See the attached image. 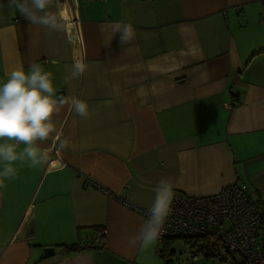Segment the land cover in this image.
Here are the masks:
<instances>
[{
  "label": "crops",
  "instance_id": "crops-1",
  "mask_svg": "<svg viewBox=\"0 0 264 264\" xmlns=\"http://www.w3.org/2000/svg\"><path fill=\"white\" fill-rule=\"evenodd\" d=\"M49 10L69 18L66 31L29 25L0 0V83L38 64L57 95L89 104V116L66 103L40 143L57 166L17 161L16 178L4 180L0 264H164L157 240L129 244L161 179L188 195L240 182L264 195L260 1L53 0ZM116 22L135 29L123 46ZM74 57L87 71L65 82ZM76 243L86 248L61 252Z\"/></svg>",
  "mask_w": 264,
  "mask_h": 264
},
{
  "label": "clouds",
  "instance_id": "clouds-1",
  "mask_svg": "<svg viewBox=\"0 0 264 264\" xmlns=\"http://www.w3.org/2000/svg\"><path fill=\"white\" fill-rule=\"evenodd\" d=\"M52 5L53 0H10V6H14L29 25L66 31L71 23L69 18L63 12L50 11ZM111 30L114 35L120 34L121 46L134 39L136 34L131 23L116 22ZM87 67L83 58L74 57L65 82L82 77ZM66 103L76 115L88 118L89 104L78 97H73L69 103L58 96L53 74L35 63L28 72L23 68L13 69L8 73L6 82L0 83V141H11L0 143V187H4L5 179L16 178L17 161L26 162L33 168L49 162L50 154L40 147V143L56 132L53 116ZM19 145L24 147L17 151ZM154 192L148 219L129 238V244L133 247L154 243L163 230L174 195L173 186L167 179H161Z\"/></svg>",
  "mask_w": 264,
  "mask_h": 264
},
{
  "label": "built area",
  "instance_id": "built-area-1",
  "mask_svg": "<svg viewBox=\"0 0 264 264\" xmlns=\"http://www.w3.org/2000/svg\"><path fill=\"white\" fill-rule=\"evenodd\" d=\"M258 1L264 5V0ZM56 166L51 161L47 164L48 168ZM143 213L147 220L148 211ZM104 234V229L97 230L96 241ZM171 238L191 239L186 254L191 261L205 258L210 249L218 247V251L241 257V264H264V195H257L243 182L208 195L176 191L156 240L160 244Z\"/></svg>",
  "mask_w": 264,
  "mask_h": 264
},
{
  "label": "trees",
  "instance_id": "trees-1",
  "mask_svg": "<svg viewBox=\"0 0 264 264\" xmlns=\"http://www.w3.org/2000/svg\"><path fill=\"white\" fill-rule=\"evenodd\" d=\"M232 100H233V105L237 104L238 99L236 96H233ZM177 239L183 240L184 244H188V245L191 244V239L189 238H171V239L163 240L161 242V245L157 247V254L162 259L164 264L172 263L173 257L175 254L173 251V243ZM98 246L103 247L104 244L101 243V244H98ZM60 248H61V252H63L64 254H68L73 251H80L82 249H85L86 247H83L80 244L76 243V244H71V245H61ZM217 248L210 249L211 253H207L205 255V258H209V257H219L220 258L221 256H223L221 258L222 260L228 257L232 258V256L228 255L226 252L218 251Z\"/></svg>",
  "mask_w": 264,
  "mask_h": 264
},
{
  "label": "rangeland",
  "instance_id": "rangeland-1",
  "mask_svg": "<svg viewBox=\"0 0 264 264\" xmlns=\"http://www.w3.org/2000/svg\"><path fill=\"white\" fill-rule=\"evenodd\" d=\"M174 257L171 264H241V257L233 255L232 258L209 257L201 258L195 261H191L187 258L188 244H184L183 240L177 239L173 243ZM223 255V254H222Z\"/></svg>",
  "mask_w": 264,
  "mask_h": 264
},
{
  "label": "water",
  "instance_id": "water-1",
  "mask_svg": "<svg viewBox=\"0 0 264 264\" xmlns=\"http://www.w3.org/2000/svg\"><path fill=\"white\" fill-rule=\"evenodd\" d=\"M58 96L63 97V98L65 99L66 96H65V92H64V90H59V91H58ZM54 252H55L54 247H44V248L42 249V254H43L44 256L52 255Z\"/></svg>",
  "mask_w": 264,
  "mask_h": 264
}]
</instances>
